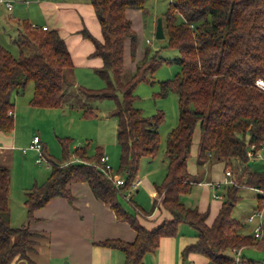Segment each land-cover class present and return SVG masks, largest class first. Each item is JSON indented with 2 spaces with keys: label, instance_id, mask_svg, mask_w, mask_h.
Segmentation results:
<instances>
[{
  "label": "trees",
  "instance_id": "obj_1",
  "mask_svg": "<svg viewBox=\"0 0 264 264\" xmlns=\"http://www.w3.org/2000/svg\"><path fill=\"white\" fill-rule=\"evenodd\" d=\"M102 31V39L87 28L84 36L95 44L93 55L102 57L96 68L106 85L101 88L80 86L87 96L106 98L115 96L118 104L112 112L118 119L116 136L121 147V162L117 173L125 176V183L117 186L98 166L103 149L89 153L87 147L75 149L77 159L71 158L68 138H61L62 158L47 152L42 154L51 166L48 179L34 183L26 192V221L11 223V169L0 164V264H13L30 259L29 251L41 233L30 224L35 210L52 197L72 199V182L86 181L94 195L108 203L118 220L127 221L137 232L134 241L107 238L99 243L119 248L125 264H144L146 253L155 251L166 236L179 233L181 224L196 229L197 240L182 251L205 255L211 264H237L233 250L249 245L264 248V236L243 233V223L233 216L239 200L240 187H255L264 191V168L250 169L247 150L264 144V89L257 83L264 80V0H170L162 14L166 46L179 50L175 60L181 70L172 78L160 81L155 95L176 92L179 102V121L167 137L165 155L167 172L156 185L155 206L170 213L152 228L144 225L138 215H146L141 204L125 191L137 177L143 157H155L160 149L159 127L165 119L163 110L147 115L135 106V89L144 82L154 81L153 75L164 61L170 60L156 51L149 55L145 49L138 59L131 77L123 81L126 48L129 43L132 57L138 41L129 8L146 10V0H90ZM15 42L19 47L14 55L0 42V130L12 132L15 127L14 92H23L29 81H34L30 104L56 108L64 104L65 69L73 67V57L65 38L57 28L33 27L24 19ZM121 92V98L118 96ZM85 115H95L93 108L84 109ZM201 129L198 159L204 162L213 155L217 160L239 165L241 171L226 185L224 200L212 223L208 210L187 206L181 194L191 191L193 181L189 170L194 133ZM259 194L256 208L264 207V192ZM127 199L132 209L124 206L120 197ZM154 206V207H155ZM242 263L254 264V259L242 256Z\"/></svg>",
  "mask_w": 264,
  "mask_h": 264
},
{
  "label": "crops",
  "instance_id": "obj_2",
  "mask_svg": "<svg viewBox=\"0 0 264 264\" xmlns=\"http://www.w3.org/2000/svg\"><path fill=\"white\" fill-rule=\"evenodd\" d=\"M11 1L13 3L11 9L7 8L5 3L0 2V4H4L10 11L16 6L15 1L22 2L21 5L25 3L28 7L27 10L18 7V15L23 16L21 17L22 19L19 17L16 21L18 33L22 28V21L25 18L29 22L36 23L39 26L47 25L49 28H57L65 38L73 57L71 71L74 69L77 76L84 73L97 72L96 68L103 64V59L100 56L92 54L95 44L91 38L84 36L81 31L87 28L95 37L102 39L101 25L90 0ZM135 11L144 12L142 8H129L127 15L130 19V15ZM129 50L130 46L128 43L125 65L127 56L131 55ZM143 53V49L138 46L135 57L132 58L131 56L133 62L128 64V66L134 67L136 60L140 59ZM93 78L96 79L95 77ZM88 82H91V78ZM34 111H41L43 113V110L32 108V112ZM13 114L14 118L17 117L19 123L21 116L17 106ZM199 133L201 136V129ZM35 135L39 134H33L29 140V144H27L28 146L32 144ZM39 136L42 141V136ZM17 142V126L12 132L0 130L1 165L8 167L12 165L15 161L16 150L18 149L23 153L34 150L27 148V151L24 152L23 148H18ZM191 156L189 157V170L193 186L190 192L181 194V200L187 206L208 210V222L212 223L224 200L226 185L222 181L225 177V169L231 167V163H227L226 160H217L213 155L206 161L200 162L198 154L195 153L194 165L196 169L193 170L190 165ZM165 158H161V164H158V162L148 163L144 168L145 170H142L140 166V173H138L137 177L141 179V183L135 190L138 194L134 196L133 192L131 195V198L141 204L146 211L151 210L146 215H138L141 222L149 228L170 217V213L167 210L158 207V205L155 206V198L158 193L156 185L163 181L167 172L168 159L166 155ZM262 160L264 161V159ZM256 161L259 160L250 162V169H260V167H254L255 163L253 164V162ZM232 162L236 163L235 160H232ZM47 167L51 168L50 164ZM200 174L207 176V179L202 178L197 180L196 176ZM34 182L39 183L38 177L32 179L31 182L28 179V181H25L21 185V194L19 196L24 208L19 213H15L13 209L10 188L11 222L17 219V222H21V225L26 221V192ZM223 187L224 193L220 190ZM69 188L73 194L72 199L65 196H55L44 206L35 210L36 218L31 222L30 226L34 231L40 232L41 235L29 251L31 260L20 259L13 264H125L126 255L121 249L110 248L99 242L107 238L134 241L137 234L136 230L127 221L118 220L111 206L94 195L88 182H72L69 184ZM260 193L259 189L248 186L240 187L238 190L240 197L233 209V216L243 223V226L240 228V231L243 233L254 234L257 220L250 222L247 217L243 220L242 212L246 206L252 210L257 207ZM262 234L264 236V232ZM196 240V229L189 224L183 223L180 225L177 235L163 237L159 247L155 251L146 253L144 264H211L205 255L199 253H189L186 258L183 256L182 251L185 246ZM245 251L251 255L257 254L258 256L260 251H264V248H259L256 245L242 247L240 249L241 255L250 258L245 255ZM263 262L264 257L254 259V264Z\"/></svg>",
  "mask_w": 264,
  "mask_h": 264
},
{
  "label": "rangeland",
  "instance_id": "obj_3",
  "mask_svg": "<svg viewBox=\"0 0 264 264\" xmlns=\"http://www.w3.org/2000/svg\"><path fill=\"white\" fill-rule=\"evenodd\" d=\"M169 1L170 0H146L145 7L148 11H135L130 15L134 25L138 46L143 49V52L147 49L149 50V55H152L156 51H159L160 55L170 59L164 61L154 73V81H142L135 89V94L138 95L134 102L135 106L142 108L147 115L154 114L159 110H163L165 114V119L159 127L161 137L159 152L155 157H143L141 159L140 166L142 170H145L144 168L148 163L158 162V164H161V158H165L168 134L171 129L178 124L180 115L178 95L176 92L171 91L165 96L155 95L160 89V81L174 77L176 73L181 70V65L175 60L180 54L179 50L166 46V38L161 39L156 36L158 18L168 9ZM21 3L22 2L15 1L16 6L11 11L8 10L4 4H0V42L16 56L19 54V47L15 42L18 35L16 21L19 17H23L18 15V7H22L24 10L28 9L25 3L22 5ZM131 10L134 11L135 9ZM147 39H150L152 43H148ZM129 56L126 58L125 69L121 75L123 81L131 77L138 62L137 59L134 67L128 66V64L133 62V57L131 58L132 54ZM71 69H65L66 80L64 85L65 98L63 107L39 108L31 105L30 99L34 92L33 80L29 81L23 92H14L13 100L15 102V107L17 106L21 116L19 123L17 117L14 118V128L17 126L18 132V142L16 145H18V148L27 147L33 134L38 133L42 136V143L46 146L47 152L55 157L62 158L63 146L61 138H68L72 159H76L75 149L79 146L87 147L89 153H94L101 147L103 152L110 156L111 164L113 168L117 170L121 162V147L116 136L118 119L112 112L115 110L118 100L115 96L106 98L87 96L86 93L80 89L81 85L88 88H101L106 85V81L97 72L84 73L77 76L74 69L72 71ZM90 78L91 82H88ZM118 96L121 98V92H118ZM32 108L43 110V113H41V111L32 112ZM90 108L94 109L95 115L84 114V109ZM199 130L200 127L196 129L193 139V151L190 159V165L193 170L196 169L194 165L195 153L198 154L199 152L201 140ZM38 156L39 154L35 150L23 153L18 149L16 150L14 163L9 166L11 169L12 206L15 213L23 211L24 208L19 196L21 194V185H23L25 181H28V179H30L31 182V180L36 177H38L39 183H43L50 175L51 168L47 167L49 164L47 158L41 155V162H37L36 157ZM253 164L255 168L264 167L263 160L253 162ZM230 165L231 167L229 168L232 170L235 178L241 169L237 164ZM202 178L207 179V176L202 174L196 176L197 180ZM223 189L224 187L220 190L224 193ZM137 194L138 192L134 191V196ZM120 198L124 206L131 210L132 207L129 201L122 196ZM252 212L253 210L246 206L242 212V219L248 218ZM11 223L12 225H20L21 222H17V219H14ZM247 249H249V247H247ZM245 255L252 259H261L264 257V251H260L258 256L257 254L251 255L245 251ZM260 264H264V262Z\"/></svg>",
  "mask_w": 264,
  "mask_h": 264
},
{
  "label": "built area",
  "instance_id": "obj_4",
  "mask_svg": "<svg viewBox=\"0 0 264 264\" xmlns=\"http://www.w3.org/2000/svg\"><path fill=\"white\" fill-rule=\"evenodd\" d=\"M1 3H5L7 8L11 9L13 7V3L11 0H0ZM33 27H42L44 29L48 28L47 25H42L39 26L36 23H32ZM148 43H152L150 39H147ZM258 85L264 89V80L263 79H258L257 81ZM27 148H32L35 151L38 152L39 156L37 157V162H41V152L43 148V143L41 141V138L39 135H35L33 137V142L30 146L23 148V151H27ZM247 155L251 161L254 160H262L264 159V144L262 147H256L255 145L251 144L247 150ZM77 159V157H76ZM78 160V159H77ZM98 166L106 173V175L114 181V183L117 186H121L125 183V176L117 173L115 169L113 168L111 161H110V156L107 153H103L102 156L100 157V163ZM234 174L230 168L225 169V177L223 179L224 185H228L233 182L234 180ZM141 183V179L139 177H136L132 184L128 187V189L125 191V197L129 199L132 195V193L137 189L139 184ZM263 191V190H262ZM260 190V192H262ZM264 192V191H263ZM264 201V200H263ZM248 220L250 222H253L254 220H257L256 226L254 227V234L255 236L261 238L262 233L264 232V207L263 208H255L253 212L248 216ZM234 253V258L235 262L237 264H244L241 261L242 255L240 253V249L238 250H233Z\"/></svg>",
  "mask_w": 264,
  "mask_h": 264
},
{
  "label": "water",
  "instance_id": "obj_5",
  "mask_svg": "<svg viewBox=\"0 0 264 264\" xmlns=\"http://www.w3.org/2000/svg\"><path fill=\"white\" fill-rule=\"evenodd\" d=\"M156 36H157V38H161V39L165 37L163 17L162 16H160L158 18V22H157V26H156Z\"/></svg>",
  "mask_w": 264,
  "mask_h": 264
}]
</instances>
